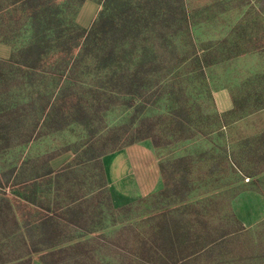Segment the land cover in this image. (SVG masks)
I'll return each mask as SVG.
<instances>
[{"label": "rangeland", "instance_id": "374dc122", "mask_svg": "<svg viewBox=\"0 0 264 264\" xmlns=\"http://www.w3.org/2000/svg\"><path fill=\"white\" fill-rule=\"evenodd\" d=\"M185 3L195 41L201 48L209 45L212 62L219 61L203 74L184 81L187 74L182 72L183 78L172 80L170 75L166 80L153 67H138L130 77L117 74L116 78L111 72L101 78L96 72L84 79L79 76L83 89L73 82L67 85L76 92V100L67 120L56 122L63 127L56 131L41 127V135L32 141L21 143L16 134L7 136L10 128L3 130L19 124V119L21 131H28L31 120L18 113L0 119V264L54 262V258L50 263L41 260L39 254L23 257L30 261L22 262L20 232L14 240L10 236L9 208H15L13 199L25 196L42 200V194L38 197L42 190L54 203L53 190H48L52 184L20 188L18 183L46 167L58 170L70 165L77 155L86 158L89 141L95 142L94 149L105 148L103 173L85 167L68 181L65 173L61 177L58 201L66 203L79 194L86 202L66 215L73 223L66 234L74 242L82 241L70 249L69 258L74 260L58 264H261L264 260V137L260 134L264 109L234 121L252 109L257 97L264 104V49L251 51L264 46V0ZM105 6L99 0H85L70 7L68 15L85 28ZM110 9L115 13L120 4ZM5 33L0 38V60L29 40L28 32ZM168 46L166 53L156 48L155 57L180 54V33ZM18 88L0 91V111L15 105L11 102L19 101L17 97L29 99L39 92ZM237 101V112L230 113ZM243 137H247L245 143H235ZM50 155L55 157L48 160ZM247 176L258 182L248 181ZM103 184L105 190L99 194ZM161 210L166 215L160 216ZM153 213L156 219L151 218ZM18 217L24 220L22 212L18 211ZM88 219L93 222L82 226ZM135 225L141 235L133 231ZM212 241V246L204 248ZM192 245L202 250L185 258Z\"/></svg>", "mask_w": 264, "mask_h": 264}, {"label": "trees", "instance_id": "16d2710c", "mask_svg": "<svg viewBox=\"0 0 264 264\" xmlns=\"http://www.w3.org/2000/svg\"><path fill=\"white\" fill-rule=\"evenodd\" d=\"M84 1L0 0V38L7 34L5 32L9 34L28 32L29 34V40L22 48L11 54L9 58L0 60V91L13 90L12 88L18 87H20L18 88L20 92L29 90L35 93L39 91L29 99L17 97L16 99L19 101L11 102L16 103L15 105H11L9 108L5 107L0 111V119L18 113L24 120H31L30 130L21 131L18 116L17 123L19 124L3 127V130L11 129V131H6L8 132L7 136L16 134L14 136L21 137L22 143L39 137L41 129L44 127L50 128V131L61 129L63 126L56 122L67 120V113L72 111L73 102L76 100V92L72 89L70 91L67 85L73 82L77 88L83 89L84 76H92L95 72L98 78L106 76L109 72L113 73L112 76H116V78L119 76L122 78L130 77L129 73L138 67L140 70L153 67V70L161 72L157 74H165L164 79L166 80L168 76L170 78V75H173L172 80L180 79L184 72L187 74L184 81H191L192 78L197 77L198 72L203 74L205 68L219 63V61L212 62L209 45L201 48L195 41L190 27L192 16L187 10L185 0H135L131 3L122 0H99L107 7L105 6L99 12L97 20L91 26L83 28L77 25L68 14L71 11L70 7L79 6ZM114 3L120 4V9H116L115 13L114 9H110ZM259 12L260 10H257L256 13ZM12 25H15V28L11 29ZM7 27L10 29L6 30ZM150 30H154L155 34H150ZM178 33H180L181 53L172 52L171 57L169 53L166 57L159 56L157 59L154 55V53H158L156 48L166 53L168 45L174 43ZM118 38L125 41L119 42ZM139 42L141 43L138 49ZM262 49L264 46L259 45L251 51ZM134 50L136 52H133ZM203 61L206 65L203 64ZM178 70L180 71L178 72ZM79 76L83 79L81 77L79 79ZM131 85L129 84V86ZM47 86L51 87V91H48ZM102 86H106V84ZM57 100L61 105H58ZM252 105V109L234 121H239L264 109L260 97H257ZM236 106H238V101L230 113L237 112ZM76 110L80 113L79 115H85L83 110ZM234 121H231L230 124ZM47 123L49 126H46ZM230 124H224L221 130ZM93 133L94 131L90 132L91 138H94ZM260 134L261 138L264 137V129H261ZM244 138L247 137H243V140L235 141V143H245ZM86 145L87 143L84 144V146ZM95 145V142L89 141L87 145L89 152L86 153L84 150L86 158L77 155L73 160L74 163L70 165L58 170L46 167L43 172L37 173L38 175L34 173L31 177H27L23 183H18L20 188L22 185L27 186L31 183H33L32 185L37 184V186L42 185L43 182L48 183V186L52 184L53 189L48 187V190H53L54 200L52 203L49 198L44 197L45 190L38 194V197L40 194L43 195L42 200L37 201L35 196L13 199L15 208L10 205V216L8 214L13 228L10 236L11 240H14L17 233L20 232L21 246L25 253V256L20 257L21 259L32 254H39L40 259L47 263H50L51 258H54V262L52 261L50 264H58L69 259L74 260L73 257L69 258L70 249L79 246L82 241L75 240L74 242L72 237L66 234L71 231L73 225L66 215L75 213L76 207H81L80 204L86 202V197L77 194L66 203L59 202L61 177L65 173V179L68 181L70 176L78 171V168L82 170L85 167H93L103 173L101 157L106 154L105 148L101 147L97 150L94 149ZM47 157L48 160H51L55 156ZM238 172L244 175L242 170L238 169ZM247 178H249L248 181L252 178L255 183L258 182L257 179H253V176H247ZM15 185L14 183L10 184L9 188L13 189ZM105 186L103 184L100 187L99 194L105 190ZM165 192V189L161 190L159 196ZM18 211L22 212L24 220H20ZM160 214V216L166 215V212L161 210ZM151 218L156 219V213H153ZM92 222V219H88L82 226L85 227ZM163 224L166 226L168 222ZM261 226L264 227V221ZM77 227L80 226L77 224ZM132 229L140 234L138 226L135 225ZM36 233L37 235H35ZM169 237L171 238V235ZM162 238L164 240L163 235ZM213 242H207L204 248L212 246ZM262 245L261 247H264V244ZM192 246L194 248L187 252L185 258H190L202 250L201 248L197 249L198 247L195 245ZM261 258L264 259V253ZM29 261L30 257L22 259L23 263ZM261 264H264V260Z\"/></svg>", "mask_w": 264, "mask_h": 264}]
</instances>
